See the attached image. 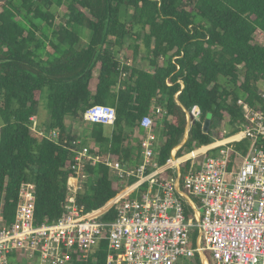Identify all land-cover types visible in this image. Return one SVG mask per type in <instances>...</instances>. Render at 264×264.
<instances>
[{
  "label": "trees",
  "instance_id": "16d2710c",
  "mask_svg": "<svg viewBox=\"0 0 264 264\" xmlns=\"http://www.w3.org/2000/svg\"><path fill=\"white\" fill-rule=\"evenodd\" d=\"M83 29L91 33L84 46ZM258 30L264 34V0L2 3L0 221L14 223L25 184L35 186V225L58 221L68 180L75 175V157L92 142L97 147L88 148L89 154L110 156L136 170L147 134L141 125L145 116L152 118L151 132L162 141L154 159L157 166L165 165L175 148L182 155L195 146L216 145L211 144L215 130L217 139L240 131L249 122L239 101L251 110L263 109L264 44L254 40ZM121 52L129 53L125 63L119 61ZM44 91L49 117L39 126L36 117ZM95 105L115 109L114 125L84 122V113ZM195 108L200 113L190 122L188 115ZM67 117L72 125L66 124ZM221 126L224 130L217 131ZM79 127L85 129L83 143ZM38 130L56 131L59 139L49 140ZM256 144L264 148V135ZM250 145L246 139L234 149L246 155ZM189 166V161L181 164L182 177ZM81 168L75 198L82 214L100 209L135 181L132 176L119 181L101 162L86 161ZM168 175L171 170L159 178ZM116 216L112 207L100 220L112 222ZM196 237L195 229L193 241ZM107 254L108 241L103 239L88 253L73 251L66 264H107ZM204 254L215 264L208 251ZM194 262L202 264L199 254Z\"/></svg>",
  "mask_w": 264,
  "mask_h": 264
},
{
  "label": "built area",
  "instance_id": "2783aa9c",
  "mask_svg": "<svg viewBox=\"0 0 264 264\" xmlns=\"http://www.w3.org/2000/svg\"><path fill=\"white\" fill-rule=\"evenodd\" d=\"M262 96L263 109L259 111L239 101L249 122L243 123L240 131L222 139L214 135L211 144H217L210 148L195 146L182 155L175 148L163 166L154 161L159 138L151 132L150 116L141 120L147 134L142 163L136 170L110 156L101 158L85 148L79 151L58 221L35 225V186L22 185L14 223L0 221V264H10L15 258L20 264H66L73 251L88 253L103 239L108 241L107 264H178L194 261L196 254L202 264H209L205 251L215 264H264V148L256 144L258 136L264 135ZM199 113L195 108L193 118ZM83 120L112 126L116 111L95 105L84 113ZM38 133L55 142L59 139L56 131ZM246 139L251 145L243 155L234 146ZM86 161L110 167L119 181L131 176L135 181L100 209L82 214L75 194ZM186 161L190 166L182 177L180 166ZM168 170L172 175L159 178ZM130 194L132 197L126 198ZM112 207L117 211L115 220L101 221Z\"/></svg>",
  "mask_w": 264,
  "mask_h": 264
},
{
  "label": "rangeland",
  "instance_id": "374dc122",
  "mask_svg": "<svg viewBox=\"0 0 264 264\" xmlns=\"http://www.w3.org/2000/svg\"><path fill=\"white\" fill-rule=\"evenodd\" d=\"M91 33H90V31H88V30H85V29H83L82 30V32H81V35H80V37H81V42H82V45L84 46V45H86L87 44V42L89 41V35H90ZM254 40H255V42H257V43H260V44H264V34L261 32V31H256L255 32V34H254ZM127 54H129L128 52H126V53H124V52H121L120 54H119V56H118V58H119V61L120 62H124L125 63V61H126V55ZM139 59V58H138ZM140 64H142V63H140ZM94 74H96V71L94 72ZM261 87H262V89L264 88V85L263 84H261L260 85ZM47 92L46 91H44L43 93H42V96H41V99H40V105H39V109H38V116L36 117L37 118V121H38V125L39 126H41V125H44L46 122H47V120H48V109H47V104H48V101H47ZM191 120H192V118L190 117V122H191ZM68 124L69 125H72L73 123H72V121H68ZM77 128H78V126H77ZM76 127H73V129L75 130V129H77ZM79 134H80V140H81V143H83L84 141H85V138L83 137L84 136V131H85V129H80V127H79ZM223 131L224 130V127L223 126H221V127H219L218 129H217V131ZM213 134L214 135H216V130L213 132ZM159 142V141H158ZM161 142L162 141H160L159 142V144H161ZM158 144V145H159ZM87 149L88 148H93L94 150H96V147H95V144H94V142H92L91 144H90V146L89 147H86ZM211 255V254H210ZM12 262L14 263V264H16V263H18V262H20L17 258H15V259H13L12 260ZM23 262V261H22ZM178 264H195V262L192 260H190V259H187V260H182V261H180Z\"/></svg>",
  "mask_w": 264,
  "mask_h": 264
},
{
  "label": "crops",
  "instance_id": "0c3cea01",
  "mask_svg": "<svg viewBox=\"0 0 264 264\" xmlns=\"http://www.w3.org/2000/svg\"><path fill=\"white\" fill-rule=\"evenodd\" d=\"M193 112H194V110H193ZM193 112H192L191 114L188 115L189 119H190V117L193 118V115H194ZM72 120H73V119H72L71 117H67V118H66V124L69 125V124H68V121H72ZM110 131H111V127L108 128V132L106 131V135L109 136V135H110V134H109ZM80 141H81V140H80ZM95 147H97V146L95 145Z\"/></svg>",
  "mask_w": 264,
  "mask_h": 264
},
{
  "label": "water",
  "instance_id": "95a60500",
  "mask_svg": "<svg viewBox=\"0 0 264 264\" xmlns=\"http://www.w3.org/2000/svg\"><path fill=\"white\" fill-rule=\"evenodd\" d=\"M6 1H7V0H0V5H1L2 3L6 2ZM192 119H193V118H192ZM209 123H210V120L207 119L206 122H205V124H204V129H205V130L208 129ZM186 138H187V137H185L184 140H186Z\"/></svg>",
  "mask_w": 264,
  "mask_h": 264
}]
</instances>
